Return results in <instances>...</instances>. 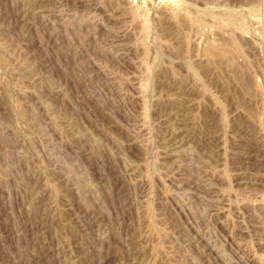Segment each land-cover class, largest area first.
<instances>
[{"label":"rangeland","instance_id":"obj_1","mask_svg":"<svg viewBox=\"0 0 264 264\" xmlns=\"http://www.w3.org/2000/svg\"><path fill=\"white\" fill-rule=\"evenodd\" d=\"M0 264H264V0H0Z\"/></svg>","mask_w":264,"mask_h":264},{"label":"bare ground","instance_id":"obj_2","mask_svg":"<svg viewBox=\"0 0 264 264\" xmlns=\"http://www.w3.org/2000/svg\"><path fill=\"white\" fill-rule=\"evenodd\" d=\"M90 2H91V1H90ZM67 3H68V2H67ZM50 4H51V3H50ZM69 4H70V3H69ZM82 4H83V3H82ZM92 5H93V4H92ZM31 18H32V17H31ZM32 30H33V29H32ZM34 30H35V29H34ZM33 36H34V35H33ZM33 38H34V37H33ZM35 38H36V37H35ZM41 39H42V38H41ZM39 45H40V44H39ZM216 53L218 54L219 57H222V54H223V53H222L221 51L216 52ZM228 58H229V57H228ZM230 59H231V58H230ZM230 59H229V60H230ZM226 62H227V61H225V63H226ZM230 62H231V61H230ZM232 63H233V61H232ZM227 64L229 65V62H227ZM236 64H237V63H236ZM233 66H234V65H233ZM229 68H230V66H229ZM231 68H233V67L231 66ZM230 70H232V69H230ZM233 77H234V76H233ZM235 78H236V77H235ZM257 89H258V88H257ZM256 93H258V92H256ZM250 94H251V93H250ZM251 95L254 96V94H251ZM256 95H257V94H256ZM256 95H255V96H256ZM246 148H247V147H246ZM248 153H249V152H248ZM246 156H247V155H246ZM250 156H251V155H250Z\"/></svg>","mask_w":264,"mask_h":264}]
</instances>
